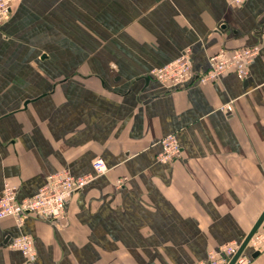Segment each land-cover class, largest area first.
Segmentation results:
<instances>
[{
	"label": "crops",
	"instance_id": "1",
	"mask_svg": "<svg viewBox=\"0 0 264 264\" xmlns=\"http://www.w3.org/2000/svg\"><path fill=\"white\" fill-rule=\"evenodd\" d=\"M253 44L244 78L169 88L150 72ZM168 132L181 154L159 161ZM61 168L93 177L66 218H0V264H190L242 241L264 211V0H18L0 26V190L33 195ZM24 233L30 260L5 242Z\"/></svg>",
	"mask_w": 264,
	"mask_h": 264
},
{
	"label": "built area",
	"instance_id": "2",
	"mask_svg": "<svg viewBox=\"0 0 264 264\" xmlns=\"http://www.w3.org/2000/svg\"><path fill=\"white\" fill-rule=\"evenodd\" d=\"M240 5L244 0H232ZM12 0H0V26L11 12ZM260 45H239L236 47H220L216 52L210 54L207 67L197 71L193 67L191 51L186 49L176 59L161 67L152 69L151 75L164 84L173 88L185 85L194 80L207 82L218 79L222 74L234 72L239 78L246 77L248 65L259 53ZM194 74L196 76L194 77ZM219 108L229 113L233 109L232 100L219 105ZM160 149L157 153L159 161H169L181 154V145L175 132H168L160 139ZM93 170L96 174L105 173L109 167L101 157L92 161ZM93 175L86 173L75 176L69 169L61 168L48 173L44 183L30 196L20 197L18 187L8 181L3 183L0 190V218L11 216L21 223L29 213H37L48 219H62L67 216V202L74 192L81 190ZM124 182L123 178L117 179V184ZM240 242L229 241L222 243L206 252L204 259L193 261L190 264H228L231 257L237 251ZM251 245L253 251H264V221L259 224L249 237L246 245ZM12 247L19 248L27 259H32L36 254L34 237L24 233L15 236L11 241ZM251 253H239L235 259L237 264H247Z\"/></svg>",
	"mask_w": 264,
	"mask_h": 264
},
{
	"label": "water",
	"instance_id": "3",
	"mask_svg": "<svg viewBox=\"0 0 264 264\" xmlns=\"http://www.w3.org/2000/svg\"><path fill=\"white\" fill-rule=\"evenodd\" d=\"M196 74H194L195 77ZM145 78H148V76H145ZM263 214L264 211L261 213V215L258 217V219L255 221V223L253 224V226L251 227V229L247 232V234L245 235V237L243 238V240L241 241L237 251L234 253V255L231 257V259L229 260L228 264H234L235 263V259L237 258V256L239 255V253L243 250V248L245 247L249 237L251 236V234L255 231V229L259 226V224L262 221L263 218ZM12 241V237L9 241H5L6 243H11ZM258 253V251H253L252 252V256L256 255Z\"/></svg>",
	"mask_w": 264,
	"mask_h": 264
},
{
	"label": "rangeland",
	"instance_id": "4",
	"mask_svg": "<svg viewBox=\"0 0 264 264\" xmlns=\"http://www.w3.org/2000/svg\"><path fill=\"white\" fill-rule=\"evenodd\" d=\"M13 1V3H12V8H11V12L10 13H12V11H13V9H14V7H15V4H16V2L18 1V0H12ZM16 1V2H15ZM230 1V3L231 4H235V2L234 1H232V0H229ZM15 2V3H14ZM10 15V14H9ZM8 18V17H7ZM186 50V49H185ZM185 50H183V51H185ZM183 51H181V53L183 52ZM216 52V51H215ZM181 53L178 55V56H180L181 55ZM214 53V52H213ZM212 54V53H211ZM210 55V54H209ZM208 55V56H209ZM178 56H176V57H174L173 59H171L170 61H172V60H174V59H176ZM170 61H168V62H170ZM167 62V63H168ZM164 64H166V63H164ZM164 64H161V65H157V66H154V67H152L151 69H150V71H152V69H154V68H157V67H161V66H163ZM196 76V75H195ZM157 80V79H156ZM160 82V81H159ZM161 83V82H160ZM162 84V83H161ZM163 86H165L164 84H162ZM48 219V218H47ZM50 220H53V219H50ZM13 240V239H12ZM9 246H11L10 245V243H9ZM12 247V246H11ZM248 247H251V245L249 244L248 246H247V250H249L248 249ZM36 248V247H35ZM243 252H246V250H243ZM247 253V252H246Z\"/></svg>",
	"mask_w": 264,
	"mask_h": 264
}]
</instances>
